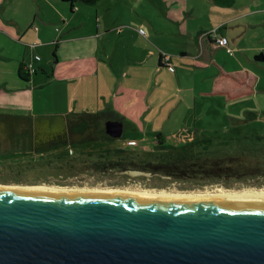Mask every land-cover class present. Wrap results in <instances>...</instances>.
<instances>
[{
	"label": "crops",
	"instance_id": "crops-1",
	"mask_svg": "<svg viewBox=\"0 0 264 264\" xmlns=\"http://www.w3.org/2000/svg\"><path fill=\"white\" fill-rule=\"evenodd\" d=\"M132 1L76 0L72 6L70 0H0V129L8 127L9 136L27 139L28 130L37 131V122L63 124L60 131L49 130L48 141L57 147L70 139L68 123L103 113L111 117L103 126L121 121L123 136L125 124L133 123L127 119L173 118V107L166 109L172 101L165 95L170 81L185 92L180 103L187 102L189 118L199 96L235 92L239 85L214 79L215 63L227 71L256 73L251 61H257L258 48L249 38L255 36L254 27H264V0H166L159 21L146 15L152 26L137 7L131 9ZM214 30L229 39L231 52L209 36ZM170 51L180 56L174 72L160 65L162 53L174 60ZM28 62L36 71L23 79L19 70ZM24 127L26 135L19 133ZM120 138L117 146L145 149L157 141L147 132ZM92 139L97 138L79 134L77 140L88 144Z\"/></svg>",
	"mask_w": 264,
	"mask_h": 264
},
{
	"label": "water",
	"instance_id": "water-1",
	"mask_svg": "<svg viewBox=\"0 0 264 264\" xmlns=\"http://www.w3.org/2000/svg\"><path fill=\"white\" fill-rule=\"evenodd\" d=\"M0 264H264V197L0 188Z\"/></svg>",
	"mask_w": 264,
	"mask_h": 264
},
{
	"label": "rangeland",
	"instance_id": "rangeland-1",
	"mask_svg": "<svg viewBox=\"0 0 264 264\" xmlns=\"http://www.w3.org/2000/svg\"><path fill=\"white\" fill-rule=\"evenodd\" d=\"M132 2L134 6L131 9L137 7V11L144 16L150 26L152 23L149 18L153 20V23L159 21L163 15L161 7L166 4V0H133ZM128 13L131 15L132 12L128 9ZM129 14L127 17L130 16ZM142 26L146 28L144 25ZM253 32L255 36L249 40L257 46L258 54L264 52V27H254ZM172 53L174 64L177 67L180 66L178 61L180 56H175L179 53ZM251 62L257 65L253 68L256 70L257 83L251 94L233 102L226 100L224 96H199L197 104L192 103L191 114L187 118L188 104L185 100L180 103L185 92L179 91L176 81H170L165 95L172 96V101L166 105V109L173 107V118L155 120V118L150 117H138L137 121H135L136 118L127 119L128 122L133 123L125 124L124 122L125 132L120 137L139 138L143 132H147L150 138L161 131L171 145L181 144L183 142L180 140L181 136L197 139L208 138L212 140V145L228 146L224 147L223 150L230 149V152L225 153L224 156L241 155L243 148L254 149L257 140H263L262 143H264V60L256 62L252 60ZM183 67L186 66L183 65ZM166 69L168 70V68ZM194 106H196L195 110ZM36 126L37 131L35 133L28 130L27 139H20L22 137L19 136L14 138L12 137L14 134L9 136L8 134L11 132L8 127H5V130L0 129V184L70 185L99 187L101 189L122 186L172 190L174 192L209 191L219 188L236 190L248 187L264 188V176H255L247 180L226 179L222 182H204L194 179L174 180L159 174L153 175L147 171L133 170L125 176L119 175L120 173L114 172L115 170L94 171L97 167L104 166L111 160L107 158L109 153H104L105 147L100 145L99 141H89L88 144L75 143L73 149L68 147L69 143L66 144L63 141L61 142L62 145L58 142L57 147H55L48 141L49 136L53 135L49 130L55 127V131H60L64 129V125L59 123L51 125L47 121L46 123L37 122ZM12 132L17 133L14 130ZM19 133L26 135L25 127ZM30 135L31 137H29ZM120 137H114L117 139L110 142L109 145L111 147L117 146L116 144L121 140ZM131 143L133 145V142ZM154 144L149 149L141 147L138 149L151 150L155 147ZM126 146L134 147L128 143ZM212 148L215 151L213 154L218 155V147L215 148L214 145ZM209 154L211 155V152ZM249 155L247 151L246 157L249 158ZM113 158L118 159L119 157L116 155ZM260 158L264 161V152ZM86 160L90 162L86 163Z\"/></svg>",
	"mask_w": 264,
	"mask_h": 264
},
{
	"label": "trees",
	"instance_id": "trees-1",
	"mask_svg": "<svg viewBox=\"0 0 264 264\" xmlns=\"http://www.w3.org/2000/svg\"><path fill=\"white\" fill-rule=\"evenodd\" d=\"M70 1L72 2V6H74L76 0ZM80 1H83L87 4H95L97 0ZM208 34L211 38L213 37L216 39L218 36H220L217 34V31L216 37L212 35V31ZM228 52L231 51L228 50ZM53 56V58L57 60V48L54 50ZM38 57L39 59L37 56L36 59L40 60L41 56L38 55ZM255 59L257 61L264 60V52L256 54ZM29 63L33 64V62H28L26 65L22 64L20 67L19 74L23 79H29L30 74L36 71L34 64V69L32 71L29 70ZM160 65L168 68L172 72L175 71L171 54L162 53ZM215 65L218 71L215 74L214 79H229L230 81L234 80L237 81L239 85L235 92L214 90L207 92L206 96H224L226 100L233 102L253 92L257 82V76L254 73H249V69L246 70V73H243L241 72L243 71L242 69L227 71L224 70L219 64L215 63ZM170 66H172L173 69H170ZM108 118L111 117L107 114L101 113L98 114L96 118L94 115H86L79 118L74 124L71 122L68 123L70 139H68V142H66L67 140L65 141L66 144L72 143L73 146L75 143L83 144L86 142L84 141L85 139L77 140L79 138V134L89 138L95 136L97 139H92L91 141H99L100 145L105 147L103 150L104 153H109V155H107V158L111 159L109 163L104 166L97 167L94 171L104 172L105 170L122 171L124 169H139L145 170V172H151L152 174L167 176L174 180L194 179L202 180L204 182H222L226 179L247 180L255 176H264V161L260 158L261 154L264 152V143H262L263 140H257L255 142L256 146H254V149L243 148L241 155L232 154L225 156L224 154L230 152V149L225 151L223 148L228 146H224L222 144L212 145V140L208 138L197 139L195 137L190 138L181 136L180 140L183 141L181 144L175 143L171 145L167 142L166 137L161 132L156 134L157 141L154 144L155 147H153L151 150L144 151L138 148L126 146L111 147L109 143L115 139L107 133L105 126H103V121ZM87 130H90V133L86 135L85 133ZM77 132L80 133L76 134ZM214 145L215 148L218 147V155L213 154L215 152L212 148ZM236 149L240 151V149ZM247 151L250 154L249 158L246 157ZM210 152L211 155L209 154ZM220 153L221 155H219ZM116 155H118V159L113 158ZM254 155L255 158L253 159ZM85 162L89 163L90 161L86 160Z\"/></svg>",
	"mask_w": 264,
	"mask_h": 264
},
{
	"label": "bare ground",
	"instance_id": "bare-ground-1",
	"mask_svg": "<svg viewBox=\"0 0 264 264\" xmlns=\"http://www.w3.org/2000/svg\"><path fill=\"white\" fill-rule=\"evenodd\" d=\"M0 188L30 191H46V192H75V193H101V192H121L128 194H136L146 197L155 198H235L247 196L264 197V188L248 187L241 190L219 188L216 190H194V191H168L158 189H144L132 187H109L101 189L99 187L86 186H60L48 184H0Z\"/></svg>",
	"mask_w": 264,
	"mask_h": 264
},
{
	"label": "built area",
	"instance_id": "built-area-1",
	"mask_svg": "<svg viewBox=\"0 0 264 264\" xmlns=\"http://www.w3.org/2000/svg\"><path fill=\"white\" fill-rule=\"evenodd\" d=\"M139 30H140L141 33L145 34V30H144V29H139ZM212 35H213L214 37H216V31H215V30L212 31ZM217 44H218L219 46H225V47L228 48L229 51H232V49L229 47L228 38L225 37V36H218V37H217ZM37 58L39 59L38 56H37ZM28 67H29V70H31V71L34 69L32 63H29V64H28ZM170 69H173V67L170 66Z\"/></svg>",
	"mask_w": 264,
	"mask_h": 264
},
{
	"label": "flooded vegetation",
	"instance_id": "flooded-vegetation-1",
	"mask_svg": "<svg viewBox=\"0 0 264 264\" xmlns=\"http://www.w3.org/2000/svg\"><path fill=\"white\" fill-rule=\"evenodd\" d=\"M105 129H106V124H105ZM107 130V129H106ZM111 136V135H110ZM112 138H114L113 136H112ZM114 139H116V138H114ZM133 170H137V171H145V170H139V169H124V170H122V171H118V170H115L114 172H118V173H120L119 175H123V176H125V174H128L129 173V171H133ZM104 172H108V170L106 171H104ZM151 173V172H150ZM153 175H156V174H153Z\"/></svg>",
	"mask_w": 264,
	"mask_h": 264
}]
</instances>
